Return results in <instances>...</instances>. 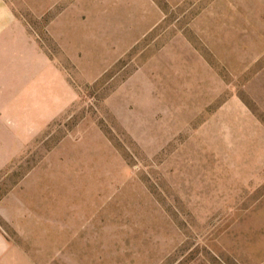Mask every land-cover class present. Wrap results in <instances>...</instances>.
<instances>
[{"label":"rangeland","instance_id":"1","mask_svg":"<svg viewBox=\"0 0 264 264\" xmlns=\"http://www.w3.org/2000/svg\"><path fill=\"white\" fill-rule=\"evenodd\" d=\"M0 264H264V0H0Z\"/></svg>","mask_w":264,"mask_h":264},{"label":"crops","instance_id":"2","mask_svg":"<svg viewBox=\"0 0 264 264\" xmlns=\"http://www.w3.org/2000/svg\"><path fill=\"white\" fill-rule=\"evenodd\" d=\"M9 79H10V78H8V80H9ZM11 82L14 83V79H12ZM11 101L14 102V104H11V106H17V105L15 104V102H16V97H12Z\"/></svg>","mask_w":264,"mask_h":264}]
</instances>
